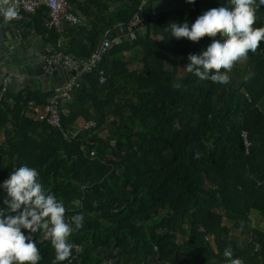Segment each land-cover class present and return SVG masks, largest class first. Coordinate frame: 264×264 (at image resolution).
<instances>
[{"label": "trees", "instance_id": "1", "mask_svg": "<svg viewBox=\"0 0 264 264\" xmlns=\"http://www.w3.org/2000/svg\"><path fill=\"white\" fill-rule=\"evenodd\" d=\"M143 2H78L89 22L61 34L46 27V8L18 26L36 31L62 57L88 62L108 33L130 26ZM229 3L208 0L201 9L199 0H181L171 13L144 16L146 33L134 26L135 39L114 43L85 75L78 100L62 107L61 129L25 115L29 102L45 106L50 92H8L0 102V132L7 134L0 140V183L20 166L33 167L69 216L84 215L83 227L69 238L72 255L62 264H264V231L251 217H264V41L234 64L230 83L202 81L186 71L187 57L213 38H172L169 25L194 23ZM256 15L254 27L264 28V5ZM135 49L139 72L130 71L123 57ZM101 70L105 85L99 84ZM80 119L97 128L75 129ZM104 129L107 138L99 136ZM5 198L0 190V207ZM33 238L39 264H53L51 240L38 233Z\"/></svg>", "mask_w": 264, "mask_h": 264}, {"label": "clouds", "instance_id": "2", "mask_svg": "<svg viewBox=\"0 0 264 264\" xmlns=\"http://www.w3.org/2000/svg\"><path fill=\"white\" fill-rule=\"evenodd\" d=\"M195 4L196 0H186ZM8 0H0V16L12 20L17 16ZM264 0H230L227 5L211 8L197 17L194 23H170L171 37L199 42L205 36L213 38L198 54H190L185 69L199 80L230 83L234 64L251 53H256L264 41V28L254 27L257 11ZM220 34L219 38L217 34ZM223 70V71H221ZM7 194L0 207V264H39L42 259L34 234L51 239L55 249L53 264L69 260L74 245L69 241L76 230L83 227L84 215L65 216L66 207L39 180V172L27 165L12 171L0 183ZM27 230V231H25ZM226 258L232 251L226 249ZM231 264H241L239 259Z\"/></svg>", "mask_w": 264, "mask_h": 264}, {"label": "water", "instance_id": "3", "mask_svg": "<svg viewBox=\"0 0 264 264\" xmlns=\"http://www.w3.org/2000/svg\"><path fill=\"white\" fill-rule=\"evenodd\" d=\"M148 0H144L143 6ZM177 0H160L157 4H150L147 8V16L151 14V7L157 6L155 15L161 13H169L176 9ZM208 5V0H203L201 9H205ZM141 15V10L137 13L131 22L132 30L134 26L138 25ZM138 23V24H137ZM0 25V102L2 97L7 92L20 93L23 90L35 91L36 84L46 86L49 92L50 85L52 89L62 87L69 80L70 77H77L76 72L69 73L65 69L56 68L55 63L57 58H48L49 53L53 52V48L47 43H42L39 39L29 37L24 39L22 32L12 31L10 27L8 30ZM129 26H121L120 30L126 35V40L132 39ZM146 28H144V32ZM109 40L115 44L121 42L115 33H111ZM85 75H80L79 80L82 82ZM78 100L75 95L66 104H73ZM66 116L70 114V108L65 110ZM80 202H78V205ZM65 216H69V211L66 208ZM49 240H51L49 238Z\"/></svg>", "mask_w": 264, "mask_h": 264}, {"label": "built area", "instance_id": "4", "mask_svg": "<svg viewBox=\"0 0 264 264\" xmlns=\"http://www.w3.org/2000/svg\"><path fill=\"white\" fill-rule=\"evenodd\" d=\"M8 7H13L17 11V16L14 21L18 23L25 22L29 17L35 15L40 9L48 10V19L45 25L49 29H55L58 33H62L66 26H85L89 19L83 14L74 11L71 5V0H8ZM191 10L195 11L196 7L191 6ZM135 39V35H131ZM114 42L109 40V36L103 41L99 51L88 62L75 60L74 58H62L64 69L69 73L76 72L77 77H70V80L62 87H57L50 90V97L45 106H37L34 102H29L25 115L32 117L36 121L46 123L47 125L61 129L62 128V107L65 101H69L76 95V92L81 88L80 75L91 74L101 63L103 56L112 47ZM63 47V39L58 41V48ZM56 67V66H55ZM60 68V67H56ZM107 74L105 71H99V84H107ZM97 128V123L94 121L88 122L82 128L85 131H91ZM246 152L250 154L252 144L246 133L243 134ZM95 153H92V158ZM213 237L207 239L208 242H213ZM80 252L79 248H76Z\"/></svg>", "mask_w": 264, "mask_h": 264}, {"label": "crops", "instance_id": "5", "mask_svg": "<svg viewBox=\"0 0 264 264\" xmlns=\"http://www.w3.org/2000/svg\"><path fill=\"white\" fill-rule=\"evenodd\" d=\"M84 1H86V0H76V3L74 2V3H71V5H72V8H73V10L74 11H77L78 13H80V14H83L82 12H81V10L79 9V7H78V5H77V3L78 2H80L81 4L84 2ZM160 0H148L147 1V3H146V5L145 6H141V8L139 9V11L141 10V15H140V19H139V25L140 24H142V26L141 27H139L138 25H136V27L138 28V29H141V32H142V34H145L146 33V31L144 32V28H146V26L144 25V16H146V17H148V18H152V19H155L158 15H160V14H157V15H155V11L157 10V6H154V7H151V14H150V16H147V8H148V6L150 5V4H157L158 5V2H159ZM180 1L181 0H177L176 1V9H177V7L180 5ZM200 1V7H201V4H202V1L203 0H199ZM143 4H144V2H143ZM191 6H194V5H190V6H188V9H189V11H192L191 10ZM113 9H116L115 7H113ZM94 11H95V8L93 9ZM138 11V12H139ZM173 12V11H172ZM169 13H171V12H169ZM161 14H167V13H161ZM84 16H86L85 14H83ZM137 15V14H136ZM87 17V16H86ZM18 22H16V21H14V19H12V20H5V19H1L0 18V25H2V26H5V27H3V28H5L6 30H8V27H10L11 29H12V31H16V32H22V33H24V35H23V37H24V39H28L29 37H32V38H34V39H39L42 43H47L46 41H45V39L43 38V37H41L36 31H34V30H32V29H29V28H20L19 26H18ZM138 24V23H137ZM131 26V25H130ZM129 26V27H130ZM120 27H121V25L120 26H118L117 27V29L113 32V33H115L116 34V36H117V38L121 41V42H119V43H117V44H122V43H124V42H127V41H129V40H126L125 38H126V35L120 30ZM130 29V33H131V35H135L134 34V30H132V27H130L129 28ZM108 36H110V34L108 33L107 34V37ZM129 38H132V36H130ZM133 40V39H132ZM50 47H52L49 43H47ZM53 48V47H52ZM57 52L55 51V49L53 48V52L51 53H49V55H48V58H57V61H56V63H55V66L56 67H60L61 69H64L65 67L63 66V60L62 59H60L59 57V54L57 53ZM123 57H124V59L130 64L129 65V69H130V71H137V72H139V71H141V69H142V63L140 62V60H141V55H140V53H139V51H138V49H135L134 51H130V52H126V53H124V55H123ZM62 58H65V57H62ZM50 89L52 90V87H51V85H50ZM36 91H39V92H45V91H47V87L46 86H40V85H38V83L36 84V90L35 91H29V90H23L22 92H36ZM48 92V91H47ZM8 93V92H7ZM6 93V94H7ZM15 93V92H14ZM21 93V92H20ZM17 94V93H16ZM5 97V96H4ZM4 97H2V99H1V101L3 100V98ZM64 106V105H63ZM67 108H69L68 106H66V108L65 109H67ZM30 118H32V117H30ZM86 123H85V121L83 120V119H80L78 122H77V124H76V126H75V129H77V130H79V129H82L83 127H84V125H85ZM12 130H13V128H10V130H9V133L10 132H12ZM108 135H109V131H108V129H104V130H101L100 132H99V136L101 137V138H107L108 137ZM0 140L2 141V142H4V141H6L7 140V134L6 133H4V132H0ZM255 213V212H254ZM252 214V219H253V226L257 229V230H259V231H264V217L262 216V215H255V214ZM236 240H238V242H239V244H241V242H242V239L240 238V237H237V239Z\"/></svg>", "mask_w": 264, "mask_h": 264}, {"label": "rangeland", "instance_id": "6", "mask_svg": "<svg viewBox=\"0 0 264 264\" xmlns=\"http://www.w3.org/2000/svg\"><path fill=\"white\" fill-rule=\"evenodd\" d=\"M255 215H260V214H258V213H254Z\"/></svg>", "mask_w": 264, "mask_h": 264}]
</instances>
